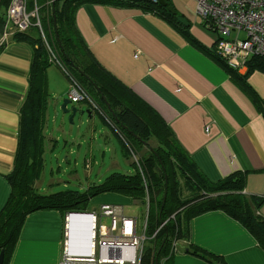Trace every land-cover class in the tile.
<instances>
[{
    "label": "crops",
    "instance_id": "1",
    "mask_svg": "<svg viewBox=\"0 0 264 264\" xmlns=\"http://www.w3.org/2000/svg\"><path fill=\"white\" fill-rule=\"evenodd\" d=\"M170 3L178 16L188 22L186 34L194 42L159 16L135 6L87 3L76 10L74 24L99 65L125 88L127 98L143 103L154 113L205 180L217 183L242 175L243 194L263 199L256 213L264 219V71L247 73L244 69L238 72L240 77L227 73L207 53L216 37L201 26L194 1L170 0ZM32 60L33 49L26 43L10 38L0 45V212L11 193L6 176L13 169L19 111L28 91ZM52 66L58 70L57 76L50 72L55 71L50 70ZM45 74L49 97L58 99V75L63 77V71L52 64ZM66 82L64 95L69 86ZM73 105L81 125L77 137L69 139L78 148L74 165L80 160L79 148L87 145L89 156H84L82 165L89 168L93 163L89 141L97 135L109 139V135L101 134L96 122L87 127V121L79 116L80 112L89 110L86 104ZM88 117L98 118L95 112H90ZM54 122L56 117L50 106L43 130L47 153L58 146L61 135L67 134L60 127L53 126L50 130ZM99 122L115 136L119 146L117 149L114 141L104 140L103 151L112 153L110 168L132 165L126 158L123 143L108 126ZM85 124L86 130L80 134ZM73 154L74 150L70 149L66 156L57 157L70 162ZM120 156L125 165H120ZM93 201L98 204V213L102 204L119 205L124 210L132 199L105 193ZM66 215L57 210L29 214L8 264H62L65 242L70 240L71 244L73 239L71 236L69 239ZM83 223V226L73 224L71 233L74 230L77 236L78 232L83 234L87 222ZM188 226V238L178 242L180 253L173 255L168 264H213L212 259L192 254L194 248L226 264H264V250L258 241L222 211L196 215ZM75 240L78 243L80 239Z\"/></svg>",
    "mask_w": 264,
    "mask_h": 264
},
{
    "label": "trees",
    "instance_id": "2",
    "mask_svg": "<svg viewBox=\"0 0 264 264\" xmlns=\"http://www.w3.org/2000/svg\"><path fill=\"white\" fill-rule=\"evenodd\" d=\"M10 2L0 0V32L4 29ZM47 2L51 4L47 6ZM36 3L40 7V24L46 43L55 58L54 62L49 60L47 48L36 27L11 37L12 41L32 47L33 60L28 91L19 111L13 169L6 176L11 193L0 212L2 264H8L29 214L39 210H57L64 215L85 213L89 201L105 193L130 198L144 208L145 236L150 238V245L145 247L144 243L140 264H168L172 258V243L188 238L190 219L212 210L222 211L240 223L264 250V219L256 213L263 199L243 194L242 175L217 183L207 182L154 113L143 103L127 98L125 88L94 59L75 28L74 14L84 4L135 6L159 16L194 42L186 34L188 26L184 27L177 21L178 14L167 11L170 1L166 6L148 0H36ZM27 8H33V0L27 1ZM207 53L227 73L240 77L238 71L230 68L211 50ZM52 64L63 71L68 82L72 78L84 91L88 100L83 104L116 134L123 143L126 158L139 157L132 162L133 173L113 172L83 192L67 189L44 194L34 188L42 171L45 151L43 130L49 103L45 71ZM254 70L264 71V60L251 58L247 63V73ZM184 194L188 197L181 200ZM192 254L212 259L213 264H226L197 248Z\"/></svg>",
    "mask_w": 264,
    "mask_h": 264
},
{
    "label": "built area",
    "instance_id": "3",
    "mask_svg": "<svg viewBox=\"0 0 264 264\" xmlns=\"http://www.w3.org/2000/svg\"><path fill=\"white\" fill-rule=\"evenodd\" d=\"M27 1L11 0L0 45L6 43L15 33H23L36 27L47 48L49 60L54 62L55 56L47 45L41 28L40 7L33 0V8L28 10ZM193 1L201 26L216 37L210 49L213 54L238 72L247 69L251 58L264 60V0ZM49 4L51 2L46 3L47 6ZM68 99L73 104L88 100L72 78H69ZM93 107L96 108L94 105ZM70 215L65 217L66 227ZM84 217L82 221L87 224L83 232L88 242L81 240V243L72 244L71 247L70 240H67L62 264H140L146 241V220L139 225L138 219L125 215L122 206L109 204L100 205L97 214ZM178 253V242L174 241L170 256Z\"/></svg>",
    "mask_w": 264,
    "mask_h": 264
},
{
    "label": "rangeland",
    "instance_id": "4",
    "mask_svg": "<svg viewBox=\"0 0 264 264\" xmlns=\"http://www.w3.org/2000/svg\"><path fill=\"white\" fill-rule=\"evenodd\" d=\"M38 1H40V0H38ZM39 5H40V3H39ZM1 36L2 35H0V38H1ZM50 70H55V71H50V72H54L55 75L58 74L57 73L58 70L56 69L55 66H52ZM59 76H60V83L58 84L57 90L60 92V96L58 99H56V98L52 99L49 97L48 107L51 106L52 114L56 117V122L51 123L50 130L51 129L53 130V126L60 127L64 130H66L67 134L60 136V138L58 140V146H56L53 151H50L48 153L46 151H44L43 158H42V161H43L42 171L39 175L38 182L36 181L37 182V190L41 193H44V194L56 193V192L64 191L67 189L68 190H77L79 192H83L89 186L101 183L103 181V179H105L107 177V175L113 171L125 173V171L128 170V171H130V173H133L134 167L132 165H126L127 166L126 168H117V167H115V168L111 167L110 168L111 163H112V153L110 152V150H107V151L104 150L103 151L102 148L104 145L103 143L105 142L104 140L110 139V141L115 142L114 147L119 149V146L115 141L116 140L115 136L113 134L111 135L110 131L107 128H105L99 122L98 118H95V119L93 118L90 120L88 117V114L83 115V119L85 121H87V127L90 128V126L93 124V122H96L97 127L102 131L101 134H103L104 132H107V134L109 135V139L103 138L102 135L101 136L97 135L96 138L89 141L90 148L92 151V160H93L91 167L85 168L82 165V160H83L84 156L88 155L86 153V147H88L87 145H83L79 148L80 149L79 150L80 160H77L76 166L74 165V162H75L74 160L76 158V152L78 151V148H77L76 144H72V141L69 139H71V136L73 138L77 137L78 128L81 125L78 121V119H79L78 115L74 118L73 124H71L68 121V116L63 115L60 111V106H61L62 102L65 99H68V90H66L67 93L65 95L63 93V90L66 87V85H68V83L66 82L67 79L65 77V74L63 75V77L61 75H58V77ZM75 105L77 107H84V105L81 103L75 104ZM72 106H74V105L70 104L68 107L70 108ZM83 110H85V109H83ZM84 130H86V124L79 131L80 134H82ZM66 142H67V144L65 146L64 143H66ZM70 149L74 150V154H73V157L70 160V162H66L64 159L57 157V156H60V157L66 156ZM134 157L135 156L129 157V160L131 162H136L135 160H138L139 157L138 156L136 158H134ZM90 158H91V156H90ZM119 163H120V165H123V164L125 165L124 159L122 156L119 157ZM74 171L76 173V176L74 174ZM87 174H89L90 176L86 177ZM34 185H36V184L34 183ZM34 188H35V186H34ZM95 198H96V196L89 201V203L86 207L85 213H89V214L97 213L98 204H97V202L93 201V199H95ZM184 198H186V197H182V195H181V200H184ZM124 212H125L126 216L138 219L139 225H141L142 220L145 218L144 208L137 201L136 202L131 201L130 205L124 207ZM81 235L84 236V234H81ZM72 238H73V236H72ZM75 238L77 239L76 236H75ZM80 238L82 239V237H80ZM145 245H146L145 247L150 245V238L148 237V235H146Z\"/></svg>",
    "mask_w": 264,
    "mask_h": 264
},
{
    "label": "water",
    "instance_id": "5",
    "mask_svg": "<svg viewBox=\"0 0 264 264\" xmlns=\"http://www.w3.org/2000/svg\"><path fill=\"white\" fill-rule=\"evenodd\" d=\"M170 0H160L159 2L163 5V6H166L167 3L169 2ZM167 11L171 14H175V11L173 9L172 6H168L167 7ZM177 21L183 25L184 27H187L189 24L188 22L186 21V19H184L183 17H180V16H177L176 17ZM71 104L70 100L69 99H65L61 106H60V111L63 115H67L68 116V121L73 124V120L74 118L78 115V110L76 107L72 106V107H68L69 105ZM84 114H88V116H90V111L89 110H85L83 112H80L79 113V116H83ZM89 213H71L70 215V218L73 217V221L68 223V233H69V239H70V234L71 236L73 235V240L75 239V231L73 230L72 232L74 233H71V227L73 226V224H76L78 223V221L80 220V217L81 216H85V215H88ZM69 224H70V229H69ZM3 263V251L0 252V264Z\"/></svg>",
    "mask_w": 264,
    "mask_h": 264
},
{
    "label": "bare ground",
    "instance_id": "6",
    "mask_svg": "<svg viewBox=\"0 0 264 264\" xmlns=\"http://www.w3.org/2000/svg\"><path fill=\"white\" fill-rule=\"evenodd\" d=\"M84 218H85V217H83V216L80 217V220H79V221H80V222H79L80 224H79V225L83 226V225L85 224V223H83L84 221L82 222V220H84ZM72 221H73V217L70 218V222H72ZM81 222H82V224H81ZM79 225H78V223H77V226H79ZM81 226H80V227H81ZM85 226H86V225H85ZM85 226H84V227H85ZM76 233H77V232H76ZM78 234H79L78 236H77V234H76V237H77V239L79 238L80 240H79V242H78L77 244L81 243V242H82L81 240H84V242H85V239H87V236H86V238H85L84 236H82V239H81V238H80V236H81L80 234H82V233H81V232H78ZM83 234H84V233H83ZM70 236H71V234H70ZM71 238H72V236H71ZM76 241H77V240H75V239L73 240V239H72L71 247H72V244L76 243ZM70 242H71V241H69V243H70ZM85 243H87V242H85ZM85 246H86V245H85Z\"/></svg>",
    "mask_w": 264,
    "mask_h": 264
}]
</instances>
